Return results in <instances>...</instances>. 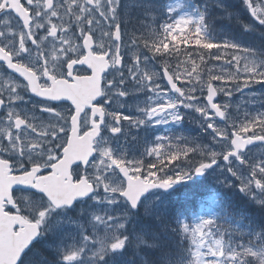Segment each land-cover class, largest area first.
Listing matches in <instances>:
<instances>
[{
    "label": "snow or ice",
    "instance_id": "obj_1",
    "mask_svg": "<svg viewBox=\"0 0 264 264\" xmlns=\"http://www.w3.org/2000/svg\"><path fill=\"white\" fill-rule=\"evenodd\" d=\"M205 4L168 5V13L192 10L161 23L157 0H0V64L23 81L7 86V99L0 92V264H137L129 253L147 250L151 258L141 264H264V224L259 231L249 224L245 233L244 215L230 213L222 193L211 216L189 217L160 200L178 184L220 170L264 206V153L257 159L249 148L264 147V110L240 113L231 103L234 92L264 85V43L253 49L217 40ZM238 6L251 17L241 28L264 42V0H239ZM65 17L75 20L74 30L64 26ZM133 17L150 21L140 24L150 39L141 43L128 32ZM181 44L192 46L201 61L222 60L221 50H233L227 60L235 62L236 74L227 75L232 87L224 75L194 84L200 79L198 72L192 76L195 60L181 83L178 64L176 71L169 64ZM150 65L160 71H149ZM21 92L42 98L39 111L50 119L41 120L39 130L38 118L20 107L27 103ZM133 92L144 95V106L126 115L119 109ZM219 93L229 100L217 102ZM181 109L200 115L208 144L181 147L182 137L173 143L157 135L143 153L154 162L132 154L129 130L180 126ZM176 161L183 167H171ZM48 238L55 248L51 261L34 251Z\"/></svg>",
    "mask_w": 264,
    "mask_h": 264
},
{
    "label": "rangeland",
    "instance_id": "obj_2",
    "mask_svg": "<svg viewBox=\"0 0 264 264\" xmlns=\"http://www.w3.org/2000/svg\"><path fill=\"white\" fill-rule=\"evenodd\" d=\"M236 17H239V20L245 22V24L249 22L248 18L244 14H242L241 12H237ZM67 18H69V17H65V19H67ZM139 29H140V21H139V23H137L136 18L133 17L132 22L128 26V31L131 33V32L137 31ZM242 31H244V30L242 29ZM254 34L255 35H254V38L252 40L248 39V38L239 39V41L241 42L240 44L243 47H248V48H250V47L253 48L254 46H256L257 43L260 41V36H259L258 32L254 33ZM195 61L200 66V69L202 70L204 76L209 79V76H210L209 72L216 66L215 64H217V60L209 59V58L205 57V60L201 61L198 57H196ZM240 65H241V63H240ZM242 69H243V65H241V70ZM221 82L222 81H220L219 83H221ZM261 105H264V98L262 97V95H259L253 101V108L255 109V111L258 109L264 110V109H261ZM33 138H34V136H33ZM153 146H154V144L152 142L151 147H153ZM166 150H167L166 148L162 149V151H166ZM216 150H219V149L217 148ZM132 154L137 156L136 153H132ZM254 158H257V159L261 158V155L256 154L254 156ZM228 175H230V174H228ZM231 179H227L225 175H220V170H218L215 175L208 177L207 183L204 184V186L211 187L214 184H217V185L224 184V183L229 182ZM218 196L219 195H217L215 193V190L212 189V192L207 197L209 204H210L208 206L209 211H211V209H214L216 206H218V202H217ZM238 197L240 198V200H243V199L246 200L247 196H245L243 193L240 192L238 194Z\"/></svg>",
    "mask_w": 264,
    "mask_h": 264
},
{
    "label": "trees",
    "instance_id": "obj_3",
    "mask_svg": "<svg viewBox=\"0 0 264 264\" xmlns=\"http://www.w3.org/2000/svg\"><path fill=\"white\" fill-rule=\"evenodd\" d=\"M241 23H245L243 21H240L239 19H236V16H233V18L230 20V26L233 27L236 34L242 33V30H238L241 28ZM238 204H242L244 206H239ZM233 214H243L245 217V220L243 221V230L245 233L249 230L247 225H249L251 222H253L256 227L264 224V209L257 207V206H249L244 200L235 201L233 206ZM236 219L239 220V216H236ZM259 228V227H258ZM260 230V229H259ZM239 236V234H237ZM245 240V239H241Z\"/></svg>",
    "mask_w": 264,
    "mask_h": 264
},
{
    "label": "bare ground",
    "instance_id": "obj_4",
    "mask_svg": "<svg viewBox=\"0 0 264 264\" xmlns=\"http://www.w3.org/2000/svg\"><path fill=\"white\" fill-rule=\"evenodd\" d=\"M234 16H236V15H234ZM238 30H242V28H240V29H238ZM129 32V31H128ZM243 32V31H242ZM241 34L242 33H240V34H237L238 36H241ZM216 65V64H215ZM179 164V163H178ZM244 200V199H243ZM246 203H247V205H249V206H253L254 205V200L253 199H251L250 197H246V200H244Z\"/></svg>",
    "mask_w": 264,
    "mask_h": 264
},
{
    "label": "flooded vegetation",
    "instance_id": "obj_5",
    "mask_svg": "<svg viewBox=\"0 0 264 264\" xmlns=\"http://www.w3.org/2000/svg\"><path fill=\"white\" fill-rule=\"evenodd\" d=\"M178 165H180L181 167L183 166V165H181V164H180V162H179V164H178ZM178 170H179V169H178ZM253 206H256V205H255V202H254V205H253Z\"/></svg>",
    "mask_w": 264,
    "mask_h": 264
}]
</instances>
